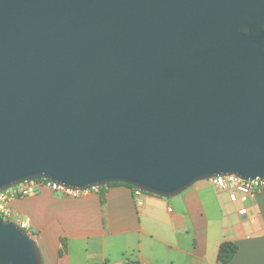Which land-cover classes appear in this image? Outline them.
Wrapping results in <instances>:
<instances>
[{
  "label": "water",
  "instance_id": "95a60500",
  "mask_svg": "<svg viewBox=\"0 0 264 264\" xmlns=\"http://www.w3.org/2000/svg\"><path fill=\"white\" fill-rule=\"evenodd\" d=\"M225 175L264 179V0H0V192ZM0 264H43L1 217Z\"/></svg>",
  "mask_w": 264,
  "mask_h": 264
},
{
  "label": "crops",
  "instance_id": "0c3cea01",
  "mask_svg": "<svg viewBox=\"0 0 264 264\" xmlns=\"http://www.w3.org/2000/svg\"><path fill=\"white\" fill-rule=\"evenodd\" d=\"M9 206L8 221L26 223L43 264H222L224 242L237 246L227 264H264V192L233 204L209 180L169 198L125 185L78 196L42 187Z\"/></svg>",
  "mask_w": 264,
  "mask_h": 264
},
{
  "label": "built area",
  "instance_id": "2783aa9c",
  "mask_svg": "<svg viewBox=\"0 0 264 264\" xmlns=\"http://www.w3.org/2000/svg\"><path fill=\"white\" fill-rule=\"evenodd\" d=\"M214 189L219 193H224L227 195L230 203H241L246 204L248 201L252 200L258 193L264 192V179L256 178L254 180H244L235 175H225L216 176L209 179ZM42 187H48L53 191L78 196L84 192L73 191L62 187L60 185L54 184L47 180H34L26 181L17 186H14L8 190L0 192V215L8 220L10 214L9 203L13 199H21L29 196H33L39 192ZM97 189V188H94ZM136 196L142 194V191L138 189H133ZM241 215H246L247 208L242 207L238 211ZM21 228L26 229V223L21 221L17 223ZM105 264H131L128 262H107Z\"/></svg>",
  "mask_w": 264,
  "mask_h": 264
},
{
  "label": "trees",
  "instance_id": "16d2710c",
  "mask_svg": "<svg viewBox=\"0 0 264 264\" xmlns=\"http://www.w3.org/2000/svg\"><path fill=\"white\" fill-rule=\"evenodd\" d=\"M111 185H125V184L112 183V184H109V185L104 186V187H98V189L101 191V193H103L104 188L108 187V186H111ZM125 186L130 187L132 189H135L134 187L129 186V185H125ZM62 245H63V248H64L65 247L64 241H62ZM236 252H237V246L234 243L224 242V243H222L220 245L219 253H218V260L222 264H227L234 257Z\"/></svg>",
  "mask_w": 264,
  "mask_h": 264
},
{
  "label": "rangeland",
  "instance_id": "374dc122",
  "mask_svg": "<svg viewBox=\"0 0 264 264\" xmlns=\"http://www.w3.org/2000/svg\"><path fill=\"white\" fill-rule=\"evenodd\" d=\"M1 218H3L1 215H0ZM4 220H6L5 218H3Z\"/></svg>",
  "mask_w": 264,
  "mask_h": 264
}]
</instances>
